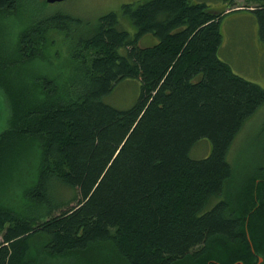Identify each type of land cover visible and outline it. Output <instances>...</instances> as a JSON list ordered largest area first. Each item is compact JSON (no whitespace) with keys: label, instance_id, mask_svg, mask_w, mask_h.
Here are the masks:
<instances>
[{"label":"trees","instance_id":"trees-1","mask_svg":"<svg viewBox=\"0 0 264 264\" xmlns=\"http://www.w3.org/2000/svg\"><path fill=\"white\" fill-rule=\"evenodd\" d=\"M253 3L245 10L264 44V0ZM18 7L0 0V24ZM121 9L136 32L116 12L100 16L73 52L83 75L72 90L35 67L47 30L70 16L30 20L3 52L0 43V179L38 155L31 185L0 202V264H264V162L236 178L229 163L264 88L219 58L225 9L193 0ZM145 35L155 41L140 47ZM125 79L139 80L140 95L118 109L104 99ZM203 139L209 155L192 158ZM56 184L77 195L55 199Z\"/></svg>","mask_w":264,"mask_h":264},{"label":"rangeland","instance_id":"rangeland-1","mask_svg":"<svg viewBox=\"0 0 264 264\" xmlns=\"http://www.w3.org/2000/svg\"><path fill=\"white\" fill-rule=\"evenodd\" d=\"M141 1L143 0H65L49 4L45 0H19V12L16 10L12 13L14 15L20 13L19 18L14 22L6 18L8 21L5 19L6 21L0 24V43L3 46L1 52L9 46L11 39L16 38L19 32L28 26L30 20L51 18L55 14L70 16L72 21L66 20L68 24L66 27L47 30L46 45L40 51L44 57L37 61L35 67L40 75L55 81L61 90L64 87L70 88V86L72 90V83H78L83 75L82 66L79 64L80 58L73 54L79 39L86 36L97 19L108 12H116L120 17L121 26L133 36L136 29L122 15L121 8L124 4ZM193 1L205 3L216 10L228 8L230 3L235 1L234 8L240 10H233L221 18L220 29L223 40L218 51L219 58L228 63L234 73L264 88V44L258 39V26L254 16L244 9L253 8L256 4L247 0ZM154 38L151 35L143 36L140 38L139 46L152 45ZM139 95V80L125 79L120 81L114 91L104 100L115 108L127 109L136 103ZM3 100L0 92V133L6 128L8 118ZM23 150L24 154L28 152L24 147ZM210 151V142L203 139L191 149L190 156L194 159H201L209 155ZM36 153L34 148L32 154L20 160L21 165L28 162V159L31 160L28 166L25 164L27 171L23 172L13 166L10 168L12 172L8 171L7 174L10 181L5 180V177L0 179V202L15 203L22 191L31 185V174L35 169V162H38ZM229 160L234 178L243 175L245 170V175H247L259 163L264 162V105L244 122L230 149ZM15 170L18 171L15 172ZM51 194L57 200L68 202L77 195L75 190L59 184L51 187ZM215 201H212L208 207H211ZM262 262L263 260L259 264ZM44 264L63 263L52 259Z\"/></svg>","mask_w":264,"mask_h":264},{"label":"bare ground","instance_id":"bare-ground-1","mask_svg":"<svg viewBox=\"0 0 264 264\" xmlns=\"http://www.w3.org/2000/svg\"><path fill=\"white\" fill-rule=\"evenodd\" d=\"M247 1H250L251 3L253 2V0H247ZM233 5H236L235 1L230 5V7H228V8L225 9V13L226 12L228 13L229 11H233V10H240L239 8H234ZM244 9H253V8H244Z\"/></svg>","mask_w":264,"mask_h":264},{"label":"water","instance_id":"water-1","mask_svg":"<svg viewBox=\"0 0 264 264\" xmlns=\"http://www.w3.org/2000/svg\"><path fill=\"white\" fill-rule=\"evenodd\" d=\"M47 3H49V4H53V3H56V2H62V1H65V0H45ZM263 259H262V257H259V259H258V263L257 264H259L261 261H262ZM239 264H241V263H239Z\"/></svg>","mask_w":264,"mask_h":264},{"label":"flooded vegetation","instance_id":"flooded-vegetation-1","mask_svg":"<svg viewBox=\"0 0 264 264\" xmlns=\"http://www.w3.org/2000/svg\"><path fill=\"white\" fill-rule=\"evenodd\" d=\"M233 2H234V1H233ZM233 2H232V3H233ZM230 4H231V3H230ZM222 9H223V8H222ZM224 9H226V8H224Z\"/></svg>","mask_w":264,"mask_h":264},{"label":"crops","instance_id":"crops-1","mask_svg":"<svg viewBox=\"0 0 264 264\" xmlns=\"http://www.w3.org/2000/svg\"><path fill=\"white\" fill-rule=\"evenodd\" d=\"M228 13H229V12H228ZM225 14H227V12H226Z\"/></svg>","mask_w":264,"mask_h":264}]
</instances>
